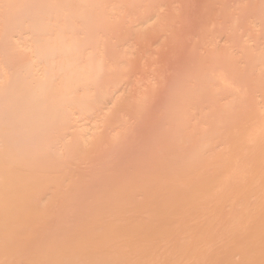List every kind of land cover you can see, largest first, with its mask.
Wrapping results in <instances>:
<instances>
[{
	"label": "bare ground",
	"instance_id": "6f19581e",
	"mask_svg": "<svg viewBox=\"0 0 264 264\" xmlns=\"http://www.w3.org/2000/svg\"><path fill=\"white\" fill-rule=\"evenodd\" d=\"M144 2L0 0V264H264V0Z\"/></svg>",
	"mask_w": 264,
	"mask_h": 264
},
{
	"label": "rangeland",
	"instance_id": "374dc122",
	"mask_svg": "<svg viewBox=\"0 0 264 264\" xmlns=\"http://www.w3.org/2000/svg\"><path fill=\"white\" fill-rule=\"evenodd\" d=\"M140 4H141V5H145L146 3L144 2V0H143V1L140 0ZM195 4H196V3H195ZM195 4H193L192 7H190V9H189V10H191L190 12H191V13L193 12L194 14H195V10H196V9H194V8H195L194 6H196ZM198 5H199V4H197V6H196L197 10L200 8ZM192 10H193V11H192ZM198 11H199V10H198ZM194 14H193V15H194ZM196 14H197V13H196ZM193 15H192V18H193V17H194V18L191 19V20L193 21V23H189V24H191V25H195V26H196L197 22H199V24H197V26H199V25H200V21H198V20H200V19H197L198 17H197L196 15H194V16H193ZM196 19H197V20H196ZM195 20L197 21L196 24H194V21H195ZM201 21H202V20H201ZM201 23H202V22H201ZM191 25H190V26H191ZM188 26H189V25H188ZM190 26L188 27L189 29H193V28H195V27H191V28H190ZM191 36H192V35H190V37H191ZM193 50H194V48H191V49H185V50H180V51H178V52L180 53V54H179V53H178V54L181 55V56L176 55L177 52H172V53H173V56H172L171 54H169V55L167 56V57H168L167 59H168V61L171 62V65L175 63V60H176V58L178 59V57L182 58V60H184L185 62H188L187 59H188V55H189V54H192V56H195V55H193ZM181 52H182V54H181ZM174 56H175V57H174ZM176 56H177V57H176ZM185 56H187V57L185 58ZM172 58H174V59H173V60H174V63L172 62V61H173ZM184 58H185L186 60H185ZM169 59H171V60H169ZM170 62H168V63H169V66H171V65H170ZM181 62H182V61H181ZM181 62H179V63L182 64ZM185 62H184V63H185ZM167 66H168V64H167L165 67H163V66L161 65V69L158 70V71L156 72V79H157V81H160L159 84L161 83L160 85H162V86L157 85L156 90L153 91V93L155 92V93L153 94V97H154V98L156 97V94L161 93V92H164V91L170 89V88L173 86V84H174V82H171L172 84H170V85H172V86L170 87L168 82H167V83H163V81H162V79H161V77H162L161 75H163L162 73L167 74L166 76H168L169 73H172L170 70L168 71L167 68H171V67H173V66H171V67H169V66L167 67ZM183 66H185V65H182V66H181V68H180L181 71H184V69H185V67L182 68ZM165 68H166V69H165ZM171 69H172V68H171ZM164 70H166L168 73H166ZM187 70H188V69H187ZM187 70H186V71H187ZM163 71H164V72H163ZM172 71H177V70L174 69V70H172ZM178 71L180 72L179 69H178ZM159 73H161V74H159ZM177 73H178V72H177ZM177 73H176V74H177ZM158 75H160V76H159L160 79H159ZM172 75H174V74H172ZM163 77L166 78L165 75H164ZM164 78H163V80H164ZM174 80H175V79H174ZM164 84H165V85H164ZM166 84H168V86H169L168 89H166V86H167ZM152 87H153V86H151V88H152ZM158 87H162V88H159V89H160V90H159ZM161 89H162V90L166 89V90L162 91ZM158 90H159V91H158ZM154 95H155V96H154ZM145 102H147V101H145ZM151 102H152V101H151ZM151 102H148L149 105L152 106V107H150L151 109L148 108V105H147L146 103H144V104H146L144 108H146V109L148 108V109L150 110V113H149V114H148V113L146 114L145 109L142 108L141 111L143 112V119H144V120H145V119H147V120L149 119V120H151V121L154 120L155 122H157L155 116H156V113H157L156 111L159 110V107L156 106V105H153V104H152V103H154L155 101L152 102V103H151ZM153 106H156V107H158V108L153 107ZM142 107H143V105H142ZM154 108H155V109H158V110H155V112H153V111H154ZM148 109H147V111H148ZM152 109H153V110H152ZM139 112H140V109H139V111H136V115H135V113H134V115L136 116V118H135V120H132V123H133V121H136V119H137L136 122H137L138 124H136V122H135V125H134V123H133V125H134V126L138 125L139 127H137V126H136V127H137V128H141V127H140V122H138V121H141V122H142L141 125H143V126H142V129H143V127H146V126H147V125L145 126V124H146L147 122H145L144 120H142V118H141L140 120H138V119H139V116H142V113L140 112V114H139ZM151 113H153V115H152ZM154 113H155V114H154ZM150 114H151L152 116H149ZM157 114H158V113H157ZM145 115H146V118H145ZM147 115L149 116V118L147 117ZM150 117H152V119H151ZM153 117H154V118H153ZM129 119H130V118H129ZM132 119H134V118L132 117ZM147 120H146V121H147ZM130 121H131V119H130ZM130 121H129V123H130ZM154 121H153V122H154ZM155 122H154V124H153V127H151V126H152V123H151V122H148V126H147V128H146V129L144 128V130H146L145 132H149V131H153V130H155V128L157 127V125L155 124ZM129 123H128V128H130V127L132 126V123L130 124V126H129ZM150 123H151V124H150ZM149 125H151L150 127L153 128V129L149 130ZM134 126H133V128H134ZM154 126H156V127H154ZM126 127H127V125H126ZM133 128L131 127L132 131L134 130ZM131 129H130V130H131ZM138 130H139V129H138ZM139 132L141 133V132H144V131H139ZM153 132H154V131H153ZM131 133L133 134V135L131 134V135L133 136V138H131L132 140L130 139L131 141H130V140H129V141H130V143L133 141V144H135V145L133 146V148H135V149L137 150V151H136V150L134 151V149H133V153H135V152L139 153L138 151H140V155H143V154H141V152L143 153L144 150H141L143 147L140 146V145L143 146V142H140V141H142V138L145 137V136L147 135V133H146V135L144 134V136H141V134H140V137L137 136L138 138H137V137L134 138V136H135V133H134V132H131ZM136 135H138L137 132H136ZM128 136H129V135H127V138H129ZM130 137H131V136H130ZM125 138H126V136H125ZM138 139H139L140 141H138ZM123 140H124V139H123ZM145 140H146V139L143 138V141H145ZM120 141H121V140H120ZM124 141L127 142L126 145H128V139H125ZM124 141H123V142H124ZM138 142H140V144H139ZM145 142H146V141H145ZM141 143H142V144H141ZM118 144H119V143H118ZM133 144H130V145H133ZM122 145H125V143H122ZM126 145H125L124 148H127ZM130 145H129V146H130ZM115 146H116V145H115ZM119 146H120L121 148H123V146H121V144H120ZM138 146H140L141 149L138 150V148H137ZM113 148H114V147H113ZM116 148H117V147H116ZM124 148H123V150H124ZM114 149H115V148H114ZM114 149H113V150H114ZM127 150H128V148H127ZM114 152H115V151H113L112 154H113ZM115 153H116L117 157L120 158V156L117 154V152H115ZM124 153H125V152H123L122 154H123L124 156H126ZM112 154H111L110 156H107V157H106V159L108 160V162H111V161H112V162L110 163V165H112V163H114L113 161H116V162H117V160H119V158L115 157V156H116L115 154H113V157H112ZM126 154H129V153H126ZM140 155H139V156H140ZM108 157H109V158H108ZM105 161H106V160H105ZM106 163H107V162H106ZM123 164L126 165V164H129V163H127V162L124 161ZM110 165L108 166V163H107V165H104V166H101V167L99 166V168H98V171H99V172H101V171L103 170V173L106 175V176L104 175L105 178L103 177V178H104V183H105V185H104V184H103V185L101 184V188H103V186H105V187H107V186L110 187V184H111V187H112V186L114 185V184H112V183H114L113 181H115V180H114L115 177H116L117 175H119V174H117V175L114 177V179H113L112 176H110V179L112 178L113 180H110V181L108 180L107 183H109V182H110V183H109L108 185H106L107 183L105 182V180H106V178L109 177V176H107V175H109L111 171L114 173L115 170H116V171L118 170V169H117V166H115V170H110V169H109ZM115 165H116V164H115ZM126 166H127V165H126ZM128 166H129V165H128ZM124 168H125V167H124ZM127 168H128V167H127ZM106 170H107V171H106ZM135 170H136V169H135ZM105 171H106V172H105ZM136 171H137V170H136ZM136 171H135V172H136ZM117 172H118V171H117ZM123 173H124V172H123ZM126 173H128V172H126ZM131 173H132V171H131V172L129 171V173H128V175H127V176H130L129 178H132L131 175H133V174H131ZM133 173H134V169H133ZM136 173H137V172H136ZM115 174H116V173H115ZM115 174H114V175H115ZM138 174H139V173H138ZM114 175H113V176H114ZM120 175L122 176V174H120ZM93 176H94V175H93ZM134 176H135V174H134ZM134 176H133V177H134ZM118 177H119V176H118ZM125 177H126V176H125ZM121 179H122V178H121ZM121 179H119L120 181H118L117 183L121 182V181L124 179V177H123L122 180H121ZM116 180H118V179H116ZM100 182H101V181H100ZM111 182H112V183H111ZM115 182H116V181H115ZM98 183H99V182H98ZM101 183H103V182H101ZM115 184H116V183H115ZM96 185H97V183H96ZM98 186H99V185H98ZM97 190L99 191V187H97V189H96V187H95V191H97ZM98 191H97V192H98Z\"/></svg>",
	"mask_w": 264,
	"mask_h": 264
}]
</instances>
